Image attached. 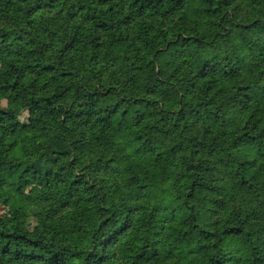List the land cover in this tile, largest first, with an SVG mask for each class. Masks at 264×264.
Segmentation results:
<instances>
[{
    "label": "trees",
    "instance_id": "16d2710c",
    "mask_svg": "<svg viewBox=\"0 0 264 264\" xmlns=\"http://www.w3.org/2000/svg\"><path fill=\"white\" fill-rule=\"evenodd\" d=\"M0 264H264V0H0Z\"/></svg>",
    "mask_w": 264,
    "mask_h": 264
},
{
    "label": "rangeland",
    "instance_id": "374dc122",
    "mask_svg": "<svg viewBox=\"0 0 264 264\" xmlns=\"http://www.w3.org/2000/svg\"><path fill=\"white\" fill-rule=\"evenodd\" d=\"M38 188L35 186H31L26 192L25 197L32 198L37 194ZM1 213H7V207H2Z\"/></svg>",
    "mask_w": 264,
    "mask_h": 264
}]
</instances>
